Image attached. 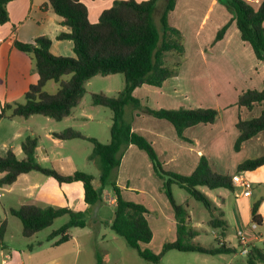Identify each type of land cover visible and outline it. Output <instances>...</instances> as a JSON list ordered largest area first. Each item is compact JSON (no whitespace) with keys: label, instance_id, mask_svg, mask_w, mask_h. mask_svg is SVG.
<instances>
[{"label":"trees","instance_id":"obj_1","mask_svg":"<svg viewBox=\"0 0 264 264\" xmlns=\"http://www.w3.org/2000/svg\"><path fill=\"white\" fill-rule=\"evenodd\" d=\"M13 0H0V25L9 22L7 5ZM231 14L230 22L216 34L214 42L220 41L228 26L235 22L240 38L247 43L258 61L264 64V0L252 3L248 0H218ZM157 0H117L108 9H104L95 23L88 18V9L81 0H46L45 6L66 28L56 36L58 41H71L73 57L56 56L51 53L52 41L46 36L36 37L32 42L13 41V47L26 54L37 74V82L30 85L24 93L23 102L4 103L0 107V120L17 118L27 119L40 115L55 121H61L72 115L83 96L85 83L96 75L110 76L121 74L125 79L122 91L115 96L104 93L91 94L94 106L107 108L111 112L109 142L101 143L95 138H87L80 132L67 128L53 133L57 140H86L93 146L88 160L96 163L98 178L81 171L71 174L41 167L35 158L38 137L27 135L21 142L24 159L19 160L10 149L0 156V188L10 186L20 175L32 171L54 179L58 185L81 183L83 201L87 206L101 202L105 187L114 193L115 210L110 223L111 230L121 237L126 245L134 249L142 260L159 264L169 251L199 253L211 256L236 254L235 247L216 241L215 247H207L194 241L197 231L189 225V215L185 205L177 204L173 196V186L184 190L187 195L200 203L209 214L208 225L211 230L225 231L226 222L222 213L216 215L212 200L201 190L224 189L235 191L231 175H222L213 171L204 157L199 159L195 170L187 176L167 171L152 147L142 135L131 129L132 112L139 111L158 120L171 124L177 138L186 140L183 132L199 124H213L218 111L211 108L151 109L142 106L134 91L140 86L161 88L163 84L176 77L183 61L184 44L179 30L169 24L168 16L174 10L176 0H167L165 8L155 22ZM15 29V26L12 27ZM172 52L171 68L167 64L168 54ZM68 77V78H65ZM58 84L54 93H48V82ZM256 104H262L259 117L250 120L238 119V136L234 150L239 151L242 144L264 131V79L262 90H247L239 95L236 106L251 110ZM130 146L143 151L151 163L154 176L161 182V190L166 196L176 221V239L164 243L158 252L147 247L152 239V230L145 218L146 208L126 199L117 185L121 159ZM264 166V155L248 159L237 166L236 172H251ZM260 201L251 206V221L262 225L258 213ZM9 214L21 223V235L31 238L49 228L56 219L67 216L68 220L47 237L48 241L58 238L53 246H59L70 239L72 228H84L86 222L82 212L69 208L40 207L25 204L19 208H10ZM7 220H0V246L4 249V235ZM239 247V245H238ZM246 264H264V248L248 244ZM242 264V263H233Z\"/></svg>","mask_w":264,"mask_h":264},{"label":"crops","instance_id":"obj_2","mask_svg":"<svg viewBox=\"0 0 264 264\" xmlns=\"http://www.w3.org/2000/svg\"><path fill=\"white\" fill-rule=\"evenodd\" d=\"M115 1L117 0H81L88 9V18L91 23L97 22L101 11L110 8ZM195 1L190 0V8L183 14L179 8L180 0H176L175 8L168 16L169 20L172 14L180 15L175 23L169 20V24L179 30L184 41L183 61L178 75L167 80L161 88L140 86L135 89L134 96L139 99L142 106L151 109H215L219 113L216 121L213 124H199L187 128L183 132L186 140H182L177 138L173 127L168 122L155 119L139 111L132 112L127 109L126 112L129 116L132 114V131L142 135L151 143L165 170L187 176L195 170L199 159L204 157L213 171L222 175H238L247 182L250 185V194L244 195L245 189L235 185V190L241 189L240 196L244 199L243 203L231 206L229 209L236 223L234 226L235 241L239 245L237 234L243 232L247 235L249 244L264 248V201L261 200L263 198L254 201H260L258 213L262 217V225L257 226L251 221V206L254 203L251 200L252 185L258 184L261 193L264 194V166L251 172H236L237 166L242 162L264 155V131L244 142L239 151L234 150V143L238 136L236 129L238 119L250 120L259 117L263 109L262 104H256L249 111L237 107L236 102L239 95L247 90H262L264 64L255 58L251 47L241 40L235 22L228 26L220 41L214 42L217 32L230 22L231 14L218 0H201L205 2L202 15L198 21L195 18L191 19L189 12L195 11L191 8L192 5L197 6L194 5ZM248 1L258 3L260 0ZM45 3L46 0H13L7 5L9 22L0 25V107L4 103H22L24 93L38 79L30 58L13 47L14 40L27 43L32 42L36 37L46 36L52 41L50 47L52 54L72 57L70 54L73 48L72 42L56 40L60 32L67 30L59 24L60 19L46 8ZM89 5H91V10H89ZM184 25H188L190 29L183 30ZM13 26H15L14 30ZM67 50L69 54H66ZM48 84L50 82L46 87ZM87 115H83V118L89 119L91 115ZM32 118L31 116L25 121L19 120L22 118L0 120V156H5L10 149L16 157L17 151L22 152L21 142L19 145L18 141L27 132H30L32 136V128L27 124ZM49 133L48 136L53 137L52 134L56 132L49 131ZM65 160L67 161L65 164L71 165L69 159ZM124 168L128 170L125 180L122 179ZM117 185L126 199L146 208L145 218L153 234L147 245L149 249L158 252L164 243L176 239V221L172 208L161 190V182L154 176L146 154L135 146H130L121 159ZM201 190H204V193L211 198L216 208L215 214L222 213L220 219L224 220L227 225L229 220L222 208L224 199L220 195L218 198L221 201L212 197L207 193L206 188ZM44 198L45 196L39 193L34 196V201H41ZM9 201L7 202L8 209L14 207L10 204L12 198ZM180 204L186 207L189 224L193 223L192 216L195 214L192 213L195 210L192 209V212L189 210L190 204L187 200ZM22 205L25 204L20 206ZM46 205L56 206L53 202ZM209 218L208 215L204 220L201 219V222L208 223ZM4 219L7 220L6 217ZM7 232L8 220L7 231L3 239L5 248L2 249L0 246L1 264H28L29 260L35 261L34 264H68L61 259L59 251L33 254L34 249L25 253L24 248H17V251L11 250L5 254L3 251L9 250L10 247L6 243ZM211 234L214 241L224 242L223 234L217 233L216 230H211ZM197 237L194 241H197ZM32 238L34 236L29 240ZM72 240L74 241V238L70 235L69 241L56 246L57 249L66 246ZM39 243L36 241V245ZM227 245L230 246V244ZM32 246L33 244L30 243L28 247ZM171 252L169 251L163 258ZM63 253L61 252V255ZM221 256L223 255L212 257H218V264H233L230 259L226 260ZM201 264H211V262L203 259Z\"/></svg>","mask_w":264,"mask_h":264},{"label":"rangeland","instance_id":"obj_3","mask_svg":"<svg viewBox=\"0 0 264 264\" xmlns=\"http://www.w3.org/2000/svg\"><path fill=\"white\" fill-rule=\"evenodd\" d=\"M166 1L167 0H158L155 5L154 20L157 26H159L158 19L162 10L165 8ZM194 5L197 6L192 5L191 8L195 11H190L189 13H191V19L195 18L198 21L202 15V8L204 10L205 2L196 0ZM190 6V0H180L179 8L180 11L182 10L183 14L184 12L186 13ZM89 10H91V5H89ZM177 17H180V15L172 14V18L169 20L175 23L176 19L179 20ZM189 29L188 25H184L183 30L188 31ZM68 52L69 51L67 50L66 54H69ZM70 54L72 57L74 56L72 51ZM172 56L173 53L170 52L167 60V64L170 68L173 58ZM124 85L125 79L121 74L105 77L96 75L85 83L84 87L86 93L83 96L80 105L73 110L71 116L61 121H55L40 115L32 116V120H29L27 124L32 128V136L39 138L35 153V158L38 164L43 168L55 169L62 174H70L75 170L90 174L95 178L96 185L99 174L98 167L96 163L88 160V157L92 152V144L86 140L78 139L57 140L48 136L50 134L49 131L60 132L67 128H71L80 132L87 138H95L101 143H108L112 116L111 112L107 108L94 106L91 102L90 96L94 93H104L108 96H115L118 92L123 90ZM57 88L58 84L50 81V84H48L45 90L48 93H54ZM87 114L91 116L89 119H84L83 115ZM19 120L25 121V119ZM27 135H31L30 132L23 135L22 139L18 141L19 145ZM17 157L21 160L24 159L22 152L18 153L17 151ZM65 159H69L71 165H67V163L65 164V162H67ZM127 171L128 170L125 168L122 170L123 178H121L123 180L127 177ZM1 176L2 174L0 173V177ZM240 191L241 189L239 188L234 192L217 189L207 190V193L220 201L221 199L218 198V195L224 199L222 208L229 220L223 233L224 243L234 246L237 250L236 254L223 255L221 257L226 260L230 259L232 263L246 264V258L245 256L240 255L241 249L235 241L236 233L234 226L236 223L233 221L232 214L229 211L231 206L243 203L244 198L242 199V196H240ZM39 193L43 194L45 198L41 201H34V196ZM252 193V202L260 198H263L261 200L264 201V194L261 193L258 184L252 185ZM173 195L177 203L180 204L184 200H187L190 204L189 210L191 212L192 209L195 210V212L192 213L195 214L192 216L193 223H190L189 225H191L190 227L197 231L199 235L196 242L207 247H215L217 244L211 234L210 226L205 222H201V219L204 220L208 217V212L200 203L190 198L184 190L177 186H173ZM10 198H12L10 204L14 206L13 208H17L21 204H35L36 206L45 207L47 203L53 202V204L56 205L52 206L54 208L66 207L74 212H82L84 214L86 226L84 228H72L69 231V234L74 238V241L72 240L69 244L60 249L53 246V243L58 238L51 241H48L46 238L53 230L58 229L68 220L67 216L56 219L49 228L39 232L34 238L29 240V238H24L21 235L20 221L11 216L8 212L9 209L7 208V202H10ZM113 198L114 193L111 188L105 187L101 195V202L93 206H87L83 201V189L81 183L58 186L54 179L36 171L21 175L12 185L0 188V219L6 217L8 220L6 243L10 246L8 248L9 250H4L3 252L7 254L8 252H11V250L17 251V248H24L25 253L31 252L34 249L33 254L44 251H59L61 259H63L65 263L68 262V264H151L139 258L136 251L128 247L125 241L111 230L110 223L115 210V201L113 202ZM198 216L200 218H197ZM216 231L217 233L221 232L220 230ZM36 241H39L40 243L36 245ZM30 243L33 244L32 247H28ZM61 252H64L63 255H61ZM46 255H48V253H46ZM217 258L218 257L213 258L212 256L201 255L199 253L172 251L166 258L162 259L161 264H201L203 259L208 260L211 264H218L219 261ZM1 260L0 257V264ZM34 263L35 261L33 260L28 261V264Z\"/></svg>","mask_w":264,"mask_h":264},{"label":"built area","instance_id":"obj_4","mask_svg":"<svg viewBox=\"0 0 264 264\" xmlns=\"http://www.w3.org/2000/svg\"><path fill=\"white\" fill-rule=\"evenodd\" d=\"M232 182L234 185L242 187L243 189H245L244 195L248 196L250 194L249 191V187L250 185L245 182L243 179H241L238 175L232 176ZM255 226V225H254ZM238 239H239V247H240V255L242 256H246V254L248 253V237L245 233L243 232H238L237 234Z\"/></svg>","mask_w":264,"mask_h":264}]
</instances>
